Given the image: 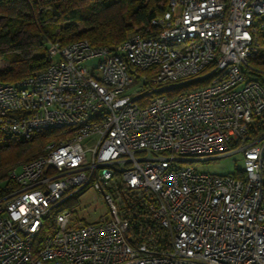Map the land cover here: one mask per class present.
Masks as SVG:
<instances>
[{
  "label": "built area",
  "instance_id": "obj_1",
  "mask_svg": "<svg viewBox=\"0 0 264 264\" xmlns=\"http://www.w3.org/2000/svg\"><path fill=\"white\" fill-rule=\"evenodd\" d=\"M150 25L50 43L45 70L0 82L2 133H53L2 190L0 264H264V0H168ZM231 154L233 174L185 164Z\"/></svg>",
  "mask_w": 264,
  "mask_h": 264
},
{
  "label": "trees",
  "instance_id": "obj_2",
  "mask_svg": "<svg viewBox=\"0 0 264 264\" xmlns=\"http://www.w3.org/2000/svg\"><path fill=\"white\" fill-rule=\"evenodd\" d=\"M167 1L0 0V61L6 63L0 82L15 83L45 70L51 63L50 43L65 47L87 40L93 47L112 48L132 33L152 34L151 20L164 13ZM260 37L263 41V30ZM248 74L264 80L263 48L251 59ZM195 86L199 84L192 82L180 89ZM51 135L21 140L0 131V195L13 185L10 173L37 158ZM54 213L46 218L47 232L54 229Z\"/></svg>",
  "mask_w": 264,
  "mask_h": 264
},
{
  "label": "rangeland",
  "instance_id": "obj_3",
  "mask_svg": "<svg viewBox=\"0 0 264 264\" xmlns=\"http://www.w3.org/2000/svg\"><path fill=\"white\" fill-rule=\"evenodd\" d=\"M1 23V21H0ZM136 33H132L130 35H135ZM129 35V36H130ZM27 37H29L27 35ZM25 38V37H23ZM27 43H29V41H26ZM264 49V42H263V47ZM97 60H91L88 61L86 64L87 65H91L96 63ZM6 67V63L0 61V68H4ZM264 78V76H263ZM186 165H191L194 166L196 169H198L201 172H206V173H211V174H218V175H228V174H233L235 173L237 170H242L244 165H243V161H242V157L239 154H231V155H227L224 156L222 158H218V159H213V160H208V161H193V162H187L185 163ZM3 185H0V188ZM88 200H92L93 197H86ZM93 208H96L97 211L93 212ZM92 210L91 208L88 210V212H90V214H84L83 217L89 221V222H95L98 221L100 216H103V218L108 217V212H107V208L105 207V205L102 202H97L96 204L92 205Z\"/></svg>",
  "mask_w": 264,
  "mask_h": 264
},
{
  "label": "crops",
  "instance_id": "obj_4",
  "mask_svg": "<svg viewBox=\"0 0 264 264\" xmlns=\"http://www.w3.org/2000/svg\"><path fill=\"white\" fill-rule=\"evenodd\" d=\"M263 33H264V28H263Z\"/></svg>",
  "mask_w": 264,
  "mask_h": 264
}]
</instances>
